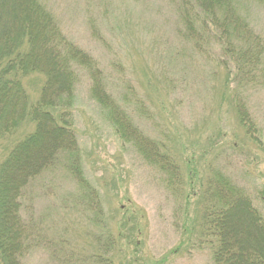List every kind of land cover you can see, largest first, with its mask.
Listing matches in <instances>:
<instances>
[{
    "label": "rangeland",
    "instance_id": "374dc122",
    "mask_svg": "<svg viewBox=\"0 0 264 264\" xmlns=\"http://www.w3.org/2000/svg\"><path fill=\"white\" fill-rule=\"evenodd\" d=\"M184 1L39 0L63 34L96 60L106 91L135 125L179 162L184 180L191 161L199 196L208 178L223 172L264 218V72L258 68L255 84H238L213 39L201 34L198 49L186 42L179 13ZM234 2L264 43V0ZM21 81L33 105L45 77L30 73ZM237 95L252 120L253 139L237 114ZM136 99L148 115L132 106ZM71 109L83 174L97 201L81 200L75 179L62 172L37 176L22 199L29 248L22 264H214L200 236L205 196L191 200L186 211L177 188L116 135L83 72ZM34 130L26 120L0 140V163ZM186 216H196L195 230Z\"/></svg>",
    "mask_w": 264,
    "mask_h": 264
},
{
    "label": "trees",
    "instance_id": "16d2710c",
    "mask_svg": "<svg viewBox=\"0 0 264 264\" xmlns=\"http://www.w3.org/2000/svg\"><path fill=\"white\" fill-rule=\"evenodd\" d=\"M179 13L186 42L196 49L202 37L213 39L225 67L234 72L230 80L255 84L258 68L264 72V43L239 15L234 0H185L179 5ZM82 72L90 77L92 98L116 135L163 174L169 187L177 188L186 211L191 200L205 196L200 206V236L209 244L213 263L264 264V218L244 190L223 172L215 171L199 196L200 182L191 161L184 180L179 162L163 151L164 145L147 138L135 125L128 109L106 91L96 60L63 34L39 0H0V140L12 135L26 120L35 123V130L16 142L0 163L1 264H22L29 249L25 245L28 231L22 225V199L37 176L47 171L62 172L75 179L81 200L97 201V193L83 174L71 112ZM30 73L45 77L33 105L21 81ZM234 104L246 133L253 139L254 126L240 96H235ZM132 106L138 108L139 115L147 114L141 100L136 99ZM260 195L264 199V189ZM186 217L195 230L196 216ZM187 230L190 236L191 227Z\"/></svg>",
    "mask_w": 264,
    "mask_h": 264
}]
</instances>
